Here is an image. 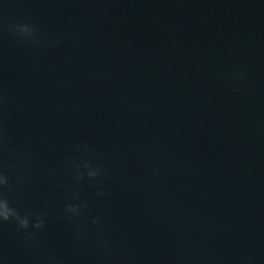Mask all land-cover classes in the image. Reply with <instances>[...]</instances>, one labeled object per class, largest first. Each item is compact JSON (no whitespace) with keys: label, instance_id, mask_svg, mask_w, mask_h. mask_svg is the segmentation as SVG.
I'll use <instances>...</instances> for the list:
<instances>
[{"label":"water","instance_id":"water-1","mask_svg":"<svg viewBox=\"0 0 264 264\" xmlns=\"http://www.w3.org/2000/svg\"><path fill=\"white\" fill-rule=\"evenodd\" d=\"M0 140V264H264V0H0Z\"/></svg>","mask_w":264,"mask_h":264},{"label":"clouds","instance_id":"clouds-1","mask_svg":"<svg viewBox=\"0 0 264 264\" xmlns=\"http://www.w3.org/2000/svg\"><path fill=\"white\" fill-rule=\"evenodd\" d=\"M7 31L24 42H29L37 47L40 46V33L32 25L28 23H18L11 25L7 28ZM243 77L241 76L240 79ZM2 145V140H0ZM25 157H20L18 162H23ZM3 166L12 168L14 165L8 161H3ZM83 168L87 171V178L89 180H97L98 177H104L103 169L100 167L93 168V166L87 162H82ZM81 165H76L77 171L74 173L75 180H83L85 178L84 173L78 171ZM9 176L0 171V225L12 223L15 225L17 234L22 235L23 242L26 245L31 246L32 242L36 240V233L45 230L46 224L42 213L34 212H21L17 208L13 207L10 203L11 197L6 193V189L11 188L9 183ZM99 191L96 193L97 196L103 197L106 195L105 189L97 181ZM87 208V204L83 202L79 194H73L71 200L65 204L62 219H67L69 222L78 220L82 215L84 209ZM92 225L98 224V219L93 218L91 220ZM79 229V225H77ZM79 236V231L77 232ZM98 242V247L102 252H109L107 243L103 242V234L97 232L95 236ZM45 264H54V259L49 258Z\"/></svg>","mask_w":264,"mask_h":264}]
</instances>
